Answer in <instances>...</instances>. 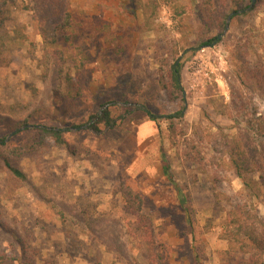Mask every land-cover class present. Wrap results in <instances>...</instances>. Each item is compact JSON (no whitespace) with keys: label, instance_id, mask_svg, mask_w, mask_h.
<instances>
[{"label":"rangeland","instance_id":"obj_1","mask_svg":"<svg viewBox=\"0 0 264 264\" xmlns=\"http://www.w3.org/2000/svg\"><path fill=\"white\" fill-rule=\"evenodd\" d=\"M164 2L0 0V115L61 129L66 141L14 157L25 179L0 158V256L15 264H161L162 253L164 264H235L223 210L243 202L245 187L232 148L264 166V0L243 16L257 4L248 0L226 33L202 12L203 0ZM66 14L87 61L76 113L64 101L73 65L60 29ZM175 60L185 91L178 127L188 135L172 145L166 118L182 101L159 81L162 65ZM105 107L118 108L115 125L95 131L87 121ZM22 130L0 124V141ZM127 192L143 195L141 217L126 210ZM256 205L264 211V192Z\"/></svg>","mask_w":264,"mask_h":264},{"label":"trees","instance_id":"obj_2","mask_svg":"<svg viewBox=\"0 0 264 264\" xmlns=\"http://www.w3.org/2000/svg\"><path fill=\"white\" fill-rule=\"evenodd\" d=\"M9 0H4L6 5ZM151 2L153 0H150ZM164 5L168 6L170 2L179 0H164ZM205 10H202L212 21H218L219 27L224 29L226 26V20L231 13L237 11L246 10L249 8L250 3L248 0H203ZM261 0H257V4L247 13L242 14L248 16L258 6ZM159 2V1H158ZM5 10L3 6L0 7V16H3ZM60 29L67 35V41H70V45L73 46V65L68 74H66V80L68 81V92L64 96V101L70 113H76L79 109L78 105L83 100V95L88 91V83L86 80V56L81 47L74 46L72 43V36L76 34L75 27L70 19V14H66L64 23L60 26ZM208 39L207 42L200 47L212 46L215 42L220 40L218 38ZM57 43L56 38L53 40ZM182 70L183 64L179 60H175L172 64L166 61V64L162 65L160 72V88L173 96L174 100L182 101V108L174 115H170L166 118L169 121V138L172 145H177L180 139L186 138L188 135V129L178 127V122H182L184 119L185 111V91L182 84ZM163 71H167V76H164ZM256 78L258 76H255ZM169 78V81H165ZM118 108L108 107L102 111V114L92 115L87 124L92 123L91 128L95 131H100V126L105 128L115 125V112ZM146 115L150 121H158V117L153 115L152 112L146 111ZM0 124H6L11 131H18L20 128L25 127L20 133L15 134L14 138L6 142L0 141V158L2 159L5 167L16 178L25 179V175L14 165V157H19L22 153H34L41 148L48 139H53L58 145H65L63 131L50 126L29 124L25 122H17L0 115ZM86 125V124H85ZM84 125H76L74 128L79 129ZM264 134V128H261ZM24 134H27L28 139L25 145L17 146L13 144V140ZM264 136V135H263ZM194 149H197L196 141L190 140ZM195 142V143H194ZM25 149V150H24ZM198 154H201L197 150ZM231 161L237 176L241 179L245 189L241 192L242 203L232 204L230 202V209L226 212L225 227L228 232L227 239L232 245V252L237 258L235 264H264V211L261 212L256 203L259 202L264 192V166L255 168L254 163L249 157L246 156L245 150L236 146L231 151ZM164 175L172 183H176L174 177L171 176L170 168L166 162L162 163ZM254 173H260L259 180H255L252 176ZM218 204L223 203L221 194H217ZM124 200L126 203V210L133 215L141 217V212L144 207V197L141 193L127 192L124 194ZM182 204H185V199L181 198ZM230 201V200H229ZM163 254L159 255V261L164 264ZM0 264H15L13 258L7 255L0 256Z\"/></svg>","mask_w":264,"mask_h":264},{"label":"water","instance_id":"obj_3","mask_svg":"<svg viewBox=\"0 0 264 264\" xmlns=\"http://www.w3.org/2000/svg\"><path fill=\"white\" fill-rule=\"evenodd\" d=\"M252 2L254 3L255 0H252ZM238 13H241V12H237V13L231 14V15L229 16V18H228V20H227L226 28H225V33H226L227 30L229 29V23H230V21H231L233 15L238 14ZM218 38L221 39V38H222V35L219 36ZM202 48H204V47H202ZM184 95H185V94H184ZM105 109H106V107H105L103 110H105Z\"/></svg>","mask_w":264,"mask_h":264}]
</instances>
